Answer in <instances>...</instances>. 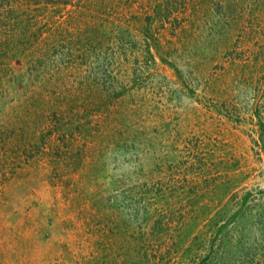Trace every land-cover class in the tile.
<instances>
[{"label":"rangeland","instance_id":"obj_1","mask_svg":"<svg viewBox=\"0 0 264 264\" xmlns=\"http://www.w3.org/2000/svg\"><path fill=\"white\" fill-rule=\"evenodd\" d=\"M0 264H264V0H0Z\"/></svg>","mask_w":264,"mask_h":264}]
</instances>
